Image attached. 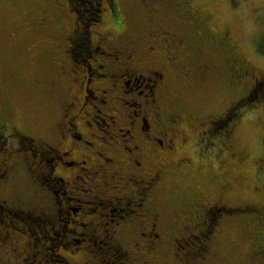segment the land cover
Wrapping results in <instances>:
<instances>
[{
  "label": "flooded vegetation",
  "instance_id": "obj_1",
  "mask_svg": "<svg viewBox=\"0 0 264 264\" xmlns=\"http://www.w3.org/2000/svg\"><path fill=\"white\" fill-rule=\"evenodd\" d=\"M10 1L20 20L38 17L32 27L49 40L39 52L55 77L44 91L58 100L60 111L51 143L13 123L11 106L0 108V264H32L36 253L33 259L29 253L35 248L48 264L53 236L57 249H82L79 256L67 254L68 264H212L225 225L243 217L250 221L251 244L241 264H264V201L229 205L222 189L213 200L205 202L200 192L177 209L165 190L168 178L180 172L174 175L175 169L190 166L188 150H206L207 139L230 124L236 105L259 82L233 47L224 45L227 33L210 31L208 13L192 12L198 24L184 20L192 0H135L139 19L130 11L132 0L128 6L124 0H99L92 12L81 10L89 0ZM199 24L202 33L192 31ZM19 31L16 27L15 34ZM190 34L200 37L206 56L184 50ZM209 45L211 56L205 51ZM173 46L181 47L179 55L171 52ZM220 70L232 86L247 77L251 88L219 116H195L170 99L175 88L208 83ZM35 182L48 194L28 195ZM72 201L78 203L70 207ZM18 216L43 221L41 228L53 236L37 242L30 233L26 239L27 233L13 226ZM78 229L88 237L75 238ZM189 229L199 236L187 252L180 238L188 244ZM96 234L105 240L95 248L89 242ZM110 250L117 254L110 257Z\"/></svg>",
  "mask_w": 264,
  "mask_h": 264
},
{
  "label": "rangeland",
  "instance_id": "obj_2",
  "mask_svg": "<svg viewBox=\"0 0 264 264\" xmlns=\"http://www.w3.org/2000/svg\"><path fill=\"white\" fill-rule=\"evenodd\" d=\"M98 1H86L81 10L88 8L92 12L91 4L97 7ZM29 2L32 4L36 0ZM124 2L128 6L127 0ZM134 2L135 0H132L130 11L133 10L139 19L138 8ZM189 4V14L184 20L192 19L196 24L197 16L192 12L201 10L210 16L211 29L223 31L229 28L237 58L244 60L248 70L256 76V81H264V77H260L264 74V0H192ZM174 5L175 3L170 1L168 8L174 11ZM181 12L186 13L187 9ZM28 13H32L31 8ZM161 16L166 17L167 12L161 11ZM32 18L38 17L31 15L30 19L21 21L12 8L11 1L0 0V108L11 106L10 120L13 123L55 143L57 136L53 130L60 107L58 100L52 99L51 95H46L44 91V85L54 79L55 70L39 52V45L48 44L49 40L42 30L32 27ZM16 27L20 30L19 35L15 34ZM169 41L171 40L165 43ZM171 42L169 44H173ZM198 42L199 40L189 39L184 50H192L197 57L206 56L203 54L204 44ZM205 51L208 56L213 55L210 45L205 47ZM171 52L179 55L181 47L173 46ZM36 79L37 84L34 83ZM247 79L246 77L239 85L232 86L227 73L220 70L212 75L208 83H190L175 88L170 99L176 100L177 104H181L195 116L210 114L217 117L251 88ZM99 114L102 119H106L102 113ZM226 127L230 130L228 144L224 141L227 130L219 129L225 134H217L210 141L208 138L204 151L199 146L189 149L190 166L184 168L183 165L180 169H175L173 174L178 170L180 172L175 177L168 178L165 190L173 195L172 203L177 209L187 200L189 203L198 197L200 192L203 193L201 196L205 202L213 200L222 189L225 192V202L229 205L264 201V97L258 95L250 105L239 108ZM185 128L189 131L190 125ZM196 130L198 129H192L194 133ZM199 164L202 166L197 168ZM77 203L73 201L70 207ZM70 211L68 209V212ZM219 213L217 210L212 212L216 216H219ZM69 215L65 214L63 218L73 217L72 213ZM249 225L250 221L246 217L227 222L221 234V246L217 248L218 257L212 264H241L242 261L246 263L245 257L251 244ZM85 231L78 229L79 233ZM188 236V244L180 238V243L186 247L187 252L192 251V241L199 234L197 230L189 229ZM76 237L81 238V235ZM103 240L105 237L96 234L95 237L91 236L89 243L96 248L103 246ZM77 252L76 256L81 253ZM54 253L56 254L55 251ZM115 253L117 254L114 250L108 251L110 257ZM180 256L184 257L181 252Z\"/></svg>",
  "mask_w": 264,
  "mask_h": 264
},
{
  "label": "trees",
  "instance_id": "obj_3",
  "mask_svg": "<svg viewBox=\"0 0 264 264\" xmlns=\"http://www.w3.org/2000/svg\"><path fill=\"white\" fill-rule=\"evenodd\" d=\"M196 24H198V22L196 23ZM195 28L196 29H193L192 31H197L198 33H202V27L200 26V24L199 25H196L195 26ZM211 29V28H210ZM218 29V28H217ZM212 33H214V34H217V35H219L220 34V32H222V31H216V29H212V30H210ZM225 33H227V35L229 36V37H225L224 38V45H227V46H232L233 47V50H234V54H235V56H236V51H235V45L232 43V41H231V36H230V33H229V28L228 29H226V30H223ZM199 38L200 37H193L192 36V40H194V41H197V40H199ZM237 57V56H236ZM254 87V86H253ZM253 90L251 91V96L248 98V99H245V100H241L240 101V103L239 104H237L236 105V107H235V110L237 111V110H239V108H244V107H247L248 105H250V103L252 102V101H254L256 98H257V96L259 95V96H263L264 97V81H259V82H257V84H256V86L254 87V88H252ZM262 94V95H261ZM239 106H242V107H239ZM236 111H235V114H236ZM186 127H188V125H186ZM229 128V127H228ZM222 129H224V131H226L227 130V128L226 127H224V128H222ZM226 129V130H225ZM224 131H220V132H218V134H223L224 133ZM31 134H33V133H31ZM225 134V133H224ZM214 136H217V133H215V135ZM1 140H3V139H0V141ZM28 142L29 141H27V143L25 142V144H26V146H28ZM29 152V151H28ZM32 165V164H31ZM35 168V166L34 167H32V169H34ZM27 174V177H26V179H28V183L30 184V178H29V173L27 172L26 173ZM76 174H79L78 172L76 173ZM26 176V175H25ZM22 177L24 178V175L22 174ZM33 188H32V190L30 191V192H28L27 194L28 195H30V196H37V195H47L48 194V192H46V188H44L43 189V187H41L40 185H39V182H35V183H33V186H32ZM51 190V189H50ZM51 192H52V190H51ZM70 195V193H69V191L67 192V196H69ZM73 202V201H72ZM71 202V203H72ZM74 202H76V201H74ZM70 206H71V204H70ZM254 207H249V208H247L246 210H252ZM223 210V209H222ZM222 210H221V212H222ZM229 210V209H228ZM236 210V212L239 210V209H235ZM223 211H225V210H223ZM242 212H245L244 210H241ZM19 218H17L18 220H20L19 222H14V227H16L17 229H19V231L21 230L23 233H27L26 234V239H27V235L29 234L30 235V233L32 234V236H31V238L32 239H34V240H36L37 242L39 241V240H42V238L44 237H48V236H53L52 235V233H51V230H49V229H47L46 227L44 228V227H42L41 228V225L43 224V221H41V220H39V219H37V218H34V219H30V218H25V217H23L24 218V220L23 221H21L22 219V217H20V216H18ZM77 232H78V230H77ZM81 234H83L84 236H82ZM76 235H81V237H86V233H76V234H74V237L75 238H77L76 237ZM37 237V238H36ZM25 239V240H26ZM57 245V242L55 241V236H53V238H52V240H50V242H49V244H48V247H49V249H48V255H47V259L49 260V262H48V264H68L67 263V254H69L70 256H72V255H74L75 257H76V255L75 254H77L78 252L77 251H79V252H81L82 253V249H79L77 246H75V247H73L74 249L72 250L73 251V253H71L70 251H65L63 248H56L55 246ZM52 247H53V249L55 250V252H56V254L54 253V250L52 249ZM99 247V246H98ZM40 250V248H35L33 251H31L30 253H29V257H30V259H33V255L32 254H35L36 253V257L34 258L35 259V261H34V263H32V264H46L44 261H41L40 260V256H39V253H38V251ZM80 253V254H81ZM79 254V255H80ZM57 255H59V256H57ZM79 255H77V256H79ZM54 256H55V258H54ZM42 262V263H41ZM27 264H31V263H27Z\"/></svg>",
  "mask_w": 264,
  "mask_h": 264
}]
</instances>
